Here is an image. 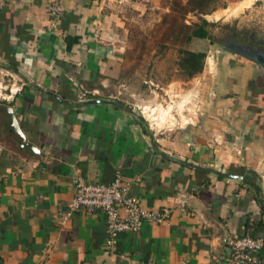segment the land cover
Returning <instances> with one entry per match:
<instances>
[{
    "label": "crops",
    "instance_id": "obj_1",
    "mask_svg": "<svg viewBox=\"0 0 264 264\" xmlns=\"http://www.w3.org/2000/svg\"><path fill=\"white\" fill-rule=\"evenodd\" d=\"M49 1L0 0V66L17 80L9 106L24 137L8 117L0 264H223L214 259L227 237L264 236V65L224 53L200 122L185 120L171 151L114 96L98 95L117 78L110 1L59 0L55 25ZM116 173L142 206L168 212L109 247L101 211L60 217L75 179Z\"/></svg>",
    "mask_w": 264,
    "mask_h": 264
},
{
    "label": "rangeland",
    "instance_id": "obj_2",
    "mask_svg": "<svg viewBox=\"0 0 264 264\" xmlns=\"http://www.w3.org/2000/svg\"><path fill=\"white\" fill-rule=\"evenodd\" d=\"M108 1L111 4L104 7L114 17L117 35L112 59L117 78L98 95L114 96L109 98L132 111L171 151L168 142L185 140L184 121L200 122L199 112L210 95L208 86L215 81V66L229 53L223 46L227 38L264 50V0H203V11L192 7L196 0ZM202 19L209 38H188L194 23ZM179 49L204 52L202 70L193 76L180 70ZM16 81L0 66V139L8 138L3 105L12 102Z\"/></svg>",
    "mask_w": 264,
    "mask_h": 264
},
{
    "label": "built area",
    "instance_id": "obj_3",
    "mask_svg": "<svg viewBox=\"0 0 264 264\" xmlns=\"http://www.w3.org/2000/svg\"><path fill=\"white\" fill-rule=\"evenodd\" d=\"M47 15L51 25H55L64 15L59 0H50ZM16 92L14 89L11 93ZM129 181L116 173L107 183H86L81 179L73 182L74 193L61 214L63 223L78 209L102 212L105 225V245L113 246L118 234L136 232L143 223L159 224L165 221L168 210L152 209L142 206L137 197L128 193ZM180 208L183 201L177 202ZM227 254L215 257L223 264H264L261 254L264 252V236H229L226 238Z\"/></svg>",
    "mask_w": 264,
    "mask_h": 264
},
{
    "label": "trees",
    "instance_id": "obj_4",
    "mask_svg": "<svg viewBox=\"0 0 264 264\" xmlns=\"http://www.w3.org/2000/svg\"><path fill=\"white\" fill-rule=\"evenodd\" d=\"M208 3H206L207 5ZM203 0H196L192 3L194 9L203 11ZM207 22L202 19L200 23H194L191 33L188 38H209L208 32L204 25ZM229 50V49H228ZM205 54L202 51H192L187 49H179V57L177 59V66L182 70L187 76H193L194 74L200 72L203 67Z\"/></svg>",
    "mask_w": 264,
    "mask_h": 264
},
{
    "label": "water",
    "instance_id": "obj_5",
    "mask_svg": "<svg viewBox=\"0 0 264 264\" xmlns=\"http://www.w3.org/2000/svg\"><path fill=\"white\" fill-rule=\"evenodd\" d=\"M225 46L228 47V49L232 52L244 55V56L251 58V59L255 60L256 62L264 65V51H261L259 49H251L247 46L239 45V44H232L230 46H228V45H225ZM96 101L94 100L93 102H96ZM3 110H4L5 114L8 115V117H9V126H10L11 130L16 135H18L21 138V140H24L23 134L20 131V128L18 126L16 117L12 111V108L9 105H3ZM31 150H32V148H31ZM236 177H239V175H237Z\"/></svg>",
    "mask_w": 264,
    "mask_h": 264
},
{
    "label": "flooded vegetation",
    "instance_id": "obj_6",
    "mask_svg": "<svg viewBox=\"0 0 264 264\" xmlns=\"http://www.w3.org/2000/svg\"><path fill=\"white\" fill-rule=\"evenodd\" d=\"M231 37H232V36H231ZM232 44H239V45L247 46V47H249V48H251V49H257V48H255V47L252 45V43L250 44V42H249V43H245V42H241V41H239L238 39H233V38H230V37H228L227 40H226V42L223 43V46H224L225 48L228 49V47H226L225 45L230 46V45H232ZM259 50L264 51V50H262V49H259Z\"/></svg>",
    "mask_w": 264,
    "mask_h": 264
},
{
    "label": "bare ground",
    "instance_id": "obj_7",
    "mask_svg": "<svg viewBox=\"0 0 264 264\" xmlns=\"http://www.w3.org/2000/svg\"><path fill=\"white\" fill-rule=\"evenodd\" d=\"M168 111H169V109H168ZM168 111H165V112H164V115H168V113H169Z\"/></svg>",
    "mask_w": 264,
    "mask_h": 264
}]
</instances>
